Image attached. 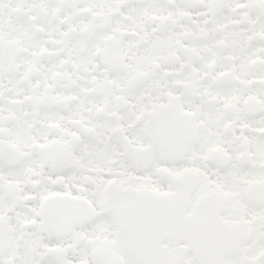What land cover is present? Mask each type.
<instances>
[{
  "label": "snow or ice",
  "instance_id": "6c2138e0",
  "mask_svg": "<svg viewBox=\"0 0 264 264\" xmlns=\"http://www.w3.org/2000/svg\"><path fill=\"white\" fill-rule=\"evenodd\" d=\"M0 264H264V0H0Z\"/></svg>",
  "mask_w": 264,
  "mask_h": 264
}]
</instances>
